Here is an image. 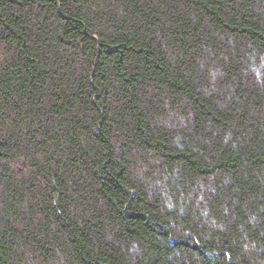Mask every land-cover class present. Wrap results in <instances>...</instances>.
Wrapping results in <instances>:
<instances>
[{
    "label": "trees",
    "instance_id": "obj_1",
    "mask_svg": "<svg viewBox=\"0 0 264 264\" xmlns=\"http://www.w3.org/2000/svg\"><path fill=\"white\" fill-rule=\"evenodd\" d=\"M0 264H264V0H0Z\"/></svg>",
    "mask_w": 264,
    "mask_h": 264
}]
</instances>
